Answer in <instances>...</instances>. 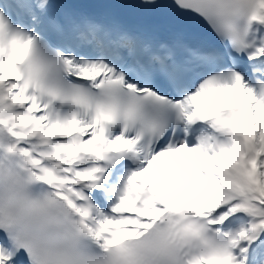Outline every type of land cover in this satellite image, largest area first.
<instances>
[{
  "label": "snow or ice",
  "instance_id": "obj_1",
  "mask_svg": "<svg viewBox=\"0 0 264 264\" xmlns=\"http://www.w3.org/2000/svg\"><path fill=\"white\" fill-rule=\"evenodd\" d=\"M0 264H264V0H0Z\"/></svg>",
  "mask_w": 264,
  "mask_h": 264
}]
</instances>
